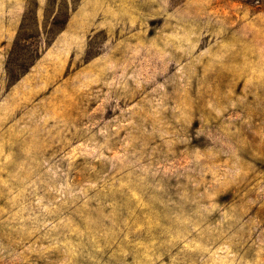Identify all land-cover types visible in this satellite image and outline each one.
Masks as SVG:
<instances>
[{
  "label": "rangeland",
  "instance_id": "1",
  "mask_svg": "<svg viewBox=\"0 0 264 264\" xmlns=\"http://www.w3.org/2000/svg\"><path fill=\"white\" fill-rule=\"evenodd\" d=\"M0 264H264V0H0Z\"/></svg>",
  "mask_w": 264,
  "mask_h": 264
}]
</instances>
